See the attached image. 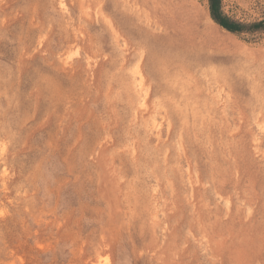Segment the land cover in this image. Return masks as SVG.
Here are the masks:
<instances>
[{
    "label": "rangeland",
    "instance_id": "1",
    "mask_svg": "<svg viewBox=\"0 0 264 264\" xmlns=\"http://www.w3.org/2000/svg\"><path fill=\"white\" fill-rule=\"evenodd\" d=\"M0 264H264V31L208 0H0Z\"/></svg>",
    "mask_w": 264,
    "mask_h": 264
},
{
    "label": "trees",
    "instance_id": "2",
    "mask_svg": "<svg viewBox=\"0 0 264 264\" xmlns=\"http://www.w3.org/2000/svg\"><path fill=\"white\" fill-rule=\"evenodd\" d=\"M210 16L215 23L232 33L264 31V19L253 23H241L229 18L222 10L221 0H208Z\"/></svg>",
    "mask_w": 264,
    "mask_h": 264
},
{
    "label": "bare ground",
    "instance_id": "3",
    "mask_svg": "<svg viewBox=\"0 0 264 264\" xmlns=\"http://www.w3.org/2000/svg\"><path fill=\"white\" fill-rule=\"evenodd\" d=\"M221 143L224 145V147L227 149V152L229 153L228 155H229V158L230 159H234V155H233V152H234V149H233V146H234V143H231L229 146H228V144H226L225 142H224V139L222 140L221 139ZM233 145V146H232Z\"/></svg>",
    "mask_w": 264,
    "mask_h": 264
}]
</instances>
